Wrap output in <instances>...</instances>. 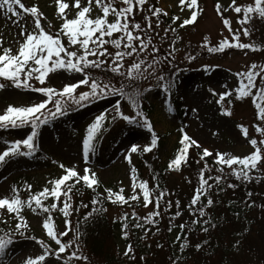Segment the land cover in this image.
<instances>
[{
    "label": "rangeland",
    "instance_id": "1",
    "mask_svg": "<svg viewBox=\"0 0 264 264\" xmlns=\"http://www.w3.org/2000/svg\"><path fill=\"white\" fill-rule=\"evenodd\" d=\"M22 2L26 6L37 5L39 7L43 13L41 24L46 31L55 33L60 28L62 21L57 15L55 0H22ZM85 2L86 0H82V5ZM115 2L116 6H123L121 0H115ZM217 2L218 0H198L200 11L197 20L183 27H180L182 21L189 18L192 10L186 6H181L179 0H147L142 9L134 8L133 16L130 17V21L134 20L144 27L146 25L144 17L151 16L149 9L152 3H155L157 8L162 9L163 14L166 12L169 19L178 17L175 21L172 19L168 23L151 16L152 27L146 32V35L151 37L153 45L160 50L156 55H159L162 62L157 65V73L162 74L165 81H172L171 92L166 93L158 86V81L154 78L138 82L143 93L141 97L142 111L151 121L158 137L157 146L151 150L159 156L162 165H168L173 159L174 152L182 137L180 129H184L199 143V148L193 146L196 151L202 153L203 148L209 149L213 155L207 157L211 160L217 152L243 157L254 151L248 143L249 139L255 138L258 143L264 139L254 128L255 124L261 122L256 120L257 110L252 96L236 99L234 93L233 96L226 98L223 102L224 107L231 111V115L226 116L222 113L221 105L216 103L218 96H213L209 91L212 88L220 93L226 90L225 86L228 90L234 89L239 86V78L235 73L246 70V67L251 63L264 64V18L254 14L249 23L241 26L237 20L243 13L236 14L232 10L223 13V17L230 21L234 31H240L242 27L249 29L250 35L247 37L241 31L240 42L257 45L259 50L252 51L231 47L226 48L223 52L208 53L206 48L202 47L205 37L208 39L209 46L218 45L225 37L231 39V33L225 28L221 16L215 10ZM219 2L222 7H227L231 0H219ZM252 2L253 0H237V5H248ZM66 11L68 18H72L77 10L71 8L70 5V10ZM89 15L95 18L102 15V12L93 3ZM113 19L114 17L110 14L108 21L112 22ZM14 20V17H5L3 11L0 10V41H2V47H11L13 52L18 49L21 40L19 27L14 23ZM19 23L25 25L27 30H32L33 23L29 16L23 15ZM49 24H51L50 29L48 28ZM166 29L168 31H165ZM118 35V33H114L113 38ZM106 39L108 38L106 37ZM65 43H67L66 38ZM75 47L78 48V45ZM106 47L110 52L114 51L110 44ZM170 52L172 53L171 56L168 55ZM150 53L151 49L145 52L142 58L151 62ZM189 56L194 57V59H188ZM165 57L167 59H164ZM133 59L135 57H126L125 66ZM94 74L100 75L99 70H95ZM80 78L81 74L79 73L57 70L48 75L46 85L60 89L64 84L75 82ZM110 78L117 87L121 83H128L124 78H112L111 75L101 76V79L104 80ZM0 83L6 85L4 89H0V114H4L8 105L26 107L30 106L32 102L44 98L42 94L29 89H17L12 87L10 83L3 81ZM30 83L35 87L40 86L35 80L30 81ZM256 84L259 88L264 85V81L257 77ZM149 87L151 88L150 91H143ZM87 90V86L82 85L76 90V94ZM256 90H252L253 95H255ZM229 99L231 104L227 102ZM116 102L121 104V111L125 115L135 116V111L126 100L119 96H109L95 100L83 107L72 105L64 116H58L48 124L42 125L36 143L38 150L46 154L50 160L35 162L27 156H17L8 160L6 164L0 165V198H12L14 195L11 191L12 187L16 185L21 187L24 182H29L34 189L39 191H42L44 187L50 188L51 185L48 182L61 176L64 169L60 165L63 164L66 168L75 167L81 175L84 174L85 168L95 172L103 184L101 194L105 199H107L105 189L118 192V189L123 188L127 197L132 194L131 177L134 168L136 170V193L139 195L140 202L144 204L138 185L140 181H147L148 184L149 178L145 170L143 172L139 170L138 162L139 155L143 152V146L151 142V133L139 124H129L119 116L113 119ZM169 106H171V111H169ZM48 107L51 108L52 104H49ZM101 112H105L106 119L92 142L94 150L90 151L85 158L83 140L87 135V126ZM238 125L247 128V137L242 134L237 127ZM261 126H264V123H261ZM30 130L29 126L0 129V149H3L5 141L11 143L15 139L25 138L27 134H30ZM133 144L140 147L136 152L130 153L129 149ZM262 152H264V146H262ZM126 156L130 157L131 163L125 159ZM260 168L264 172V160L260 162ZM208 169L210 167L206 170ZM190 178L189 174L184 171L174 173L173 177L180 184ZM72 200H74V196H72ZM113 204L116 205V203ZM153 206L149 203L145 207L144 204L141 209L134 210L133 213L136 216L148 215L153 211ZM106 210L108 220L119 218L125 211L132 213L131 210L112 205ZM259 210L263 215L264 205ZM25 215L31 236L19 238L7 250L4 264H23L27 256L35 257L42 254L43 249L32 239L33 236L44 240L53 249L58 247L47 237L46 231L42 228L44 215L34 214L31 211H27ZM255 215H257V210ZM14 216V213L6 215L4 210L0 209V217L7 220V224H10L13 229L16 223ZM57 221V231H63L65 229V217L58 215ZM259 228L256 221L253 231L244 239L245 247L242 246L240 250L232 253L228 264H264V237L261 240L264 232L257 233ZM69 233L70 231L67 235ZM147 240L152 244L157 243L156 237ZM124 242L121 236L116 237V239L107 236L104 238L105 255L100 258L96 255L92 256V250L89 246H84L81 251L73 246L68 248L66 253H62L64 260L56 261L54 257L50 256L42 264H69L67 254L74 250L79 255L87 256L88 260L71 261L70 264H103L107 261L106 256L114 257V259L128 256V253L125 254L128 246ZM158 248L151 249V253L156 259L155 264H169L164 257V247ZM213 260L216 263L214 257ZM120 261H116L115 264H128L123 262L124 260L120 259ZM151 264L153 263L151 262Z\"/></svg>",
    "mask_w": 264,
    "mask_h": 264
},
{
    "label": "snow or ice",
    "instance_id": "2",
    "mask_svg": "<svg viewBox=\"0 0 264 264\" xmlns=\"http://www.w3.org/2000/svg\"><path fill=\"white\" fill-rule=\"evenodd\" d=\"M123 6H116L115 0H86L82 5V0H55L56 12L62 21L60 28L52 33L46 31L42 26L41 20L43 13L39 10L37 5L26 6L22 0H0V10L3 11L5 17H14V23L19 27V41L18 49L13 52L11 47H2V41H0V78L5 81H9L10 85L14 88L29 89L33 92L40 93L44 97L38 101L32 102L30 106H12L8 105L4 114H0V129L11 128H23L25 126L30 127V134H27L25 138L15 139L11 143L4 142L3 149H0V165L6 164L9 159L17 156H31L36 151L37 138L39 136V129L42 125L48 124L51 120L56 119L58 116H64L72 105L83 107L86 104H90L95 100L107 98L109 96H119L128 102L131 108L135 111V116L125 115L121 111V104L116 102L114 104L115 115L121 117L129 124H139L141 127L147 129L151 133V142L148 145L143 146V151H150L157 146L158 137L153 129L152 123L149 118L143 113L141 108L142 91L140 90L139 81L148 80L154 78L158 81V86L161 87L166 93L171 92L172 81H165L162 74L157 73V65L162 61L159 55H156L160 50L152 43L150 36L146 35L147 30L151 29V16L159 17L162 12L160 8H150L149 12L151 16H145L146 25L141 26L140 23L134 20L130 21V17L133 16L134 8L142 9L147 0H121ZM93 3L95 7L100 9L102 15H98L92 18L89 13L92 11ZM181 6H186L191 9L189 18L184 19L180 25H188L197 20L199 7L198 0H179ZM75 8V12L72 18H68V12ZM215 10L223 20L225 28L231 33V39L225 37L218 45L209 46L207 37H205L202 47L206 48L208 53L223 52L226 48H239L250 49L252 51L259 50V46L240 42L241 31L244 36H249V29L242 27L240 31H234L231 27L230 21L223 17V13L232 10L236 14L243 13L238 17L237 23L241 26L249 23L253 15H258L260 18H264V0H253L248 5H237V0H231V3L227 7H222L221 3L217 2ZM114 17L112 22L108 21L109 15ZM23 15H27L31 18L33 27L32 30H27L25 25L20 24L19 21ZM164 15H167L164 12ZM173 21L178 17H173ZM158 26V25H157ZM51 28V24L48 25ZM165 31H168L166 29ZM175 31V29H172ZM119 35L113 38V34ZM106 37L108 39H106ZM65 38L67 43H65ZM111 45L114 51L110 52L106 45ZM78 45V48L75 46ZM73 49V50H70ZM151 49V62H148L143 57V54ZM174 51V49H173ZM169 56L172 55L170 52ZM135 57L127 66H125V58ZM164 59H167L165 57ZM188 59H194L189 56ZM57 70H64L68 73H79L81 78L75 82L64 84L60 89L54 86H47L46 79L50 73H54ZM95 70H99L100 75L94 74ZM112 78L120 77L128 81L127 84L121 83L119 87L112 83V79H101V76H109ZM239 78V86L228 90L225 86V91L217 93L214 89L210 88L209 91L213 96H218L216 103L221 105L222 113L226 116L231 115V111L224 107L223 102L226 98L233 96L235 93L236 99H243L248 96L253 97V103L256 108V120L264 123V85L257 88V77L264 81V64L251 63L246 67V70L235 73ZM38 81L39 87H35L30 81ZM87 86V91L79 92L76 94V90L80 86ZM6 87L5 83H0V89ZM257 89L255 95L252 90ZM151 88H146L143 91H150ZM231 104V100L227 101ZM52 104L49 108L48 105ZM169 106V111H171ZM139 118V119H137ZM106 119L105 112L98 114L92 123L87 126V135L83 140V154L87 158L90 151L94 150L93 140L102 128L103 122ZM261 123L255 124L254 128L261 137H264V126ZM242 134L247 137L248 130L243 125L237 126ZM182 138L180 144L183 146L174 159L170 160L168 168L171 170L175 168L179 170L182 162H186L188 148L190 146L200 147L199 143L193 139L184 129H180ZM248 143L252 146L254 151L243 157L232 155L224 152H217L213 156L214 162L218 165L219 171L224 172V167L231 169L232 175L237 179H250L249 173L256 170L258 164L264 160V152H262V146H264V139H261L258 143L257 139L251 138ZM138 145H131L129 152L134 153L138 149ZM213 155L209 149L203 148L201 159L207 156ZM126 160L131 163L130 157L126 156ZM235 165V167H233ZM64 169V174L59 178H55L48 183L51 187H44L42 191L29 195L27 200L19 198V189L13 186L11 191L14 193L12 198L3 197L0 198V209L4 210L5 214H15L13 217L16 220L14 225V231L21 236L24 232L21 229H28L29 225L26 218L22 215V210L25 206L31 209L33 213H36L39 209L46 214V217L42 221V228L46 231V235L51 241L58 247L53 249L48 243L42 239H38L35 236L33 240L43 249L42 254L35 257L27 256L23 264H42L46 261V258L52 256L56 261L64 260L61 256L62 253H66V250L70 247L78 249L79 244V232L76 233L74 240L67 242L62 241V237L68 234L70 231L71 221L68 219L70 216V210L72 209V185L66 182L72 181L74 184H78L83 181V184L88 188H93L99 185V180L96 177L95 172L85 168L84 174L81 175L75 167L66 168L63 164L60 165ZM204 168L207 169L208 165L205 163ZM136 170L132 169V194L128 197L123 195V188L118 192H113L112 189H105L107 193V199L112 203L126 204L129 200H138L139 195L136 193ZM222 175H218L215 178L209 176L204 178V170L199 173L200 187L195 190L194 196L190 202V206L194 209L200 217L205 216V208H196L198 201L202 196L207 195V189L211 188L209 180L214 179L216 184H219ZM139 189L142 193L145 207L152 201L150 200L151 189H149L147 181L139 182ZM31 185H27L29 192L31 191ZM229 187H235V185H229ZM63 196L62 207H59V211L65 217V229L63 231H57L53 221L52 213L57 210L58 204L56 201H60ZM163 196V192L156 197V209L150 212L143 219L149 223H155L153 217L160 215L159 199ZM49 197L53 198L51 204L43 203ZM114 197V199H113ZM99 203L98 200L93 199L92 204ZM213 201L211 198L207 199L206 206H211ZM88 207V205H83ZM170 206V205H169ZM180 213L177 212L176 215ZM135 218L136 214H132ZM122 220L128 219V214L121 218ZM198 221H194L196 223ZM0 223L7 224V220L0 221ZM207 223V221H205ZM136 227H142L140 224H136ZM126 228L127 225L125 224ZM183 229L185 226L180 225ZM203 231L207 232L208 229L204 228ZM127 236V232L124 233ZM177 239H180L178 236ZM13 243V237L9 233H5L0 236V264H4V256L7 254L8 248ZM183 247V245H181ZM199 249L200 245L196 246ZM132 251L131 245L128 246L126 255ZM67 260L70 264L71 261H87L88 257L79 255L77 251H72L67 254Z\"/></svg>",
    "mask_w": 264,
    "mask_h": 264
},
{
    "label": "trees",
    "instance_id": "3",
    "mask_svg": "<svg viewBox=\"0 0 264 264\" xmlns=\"http://www.w3.org/2000/svg\"><path fill=\"white\" fill-rule=\"evenodd\" d=\"M150 8H157V5L152 3ZM158 18L168 23L172 20L162 12ZM0 81L10 83L3 78H0ZM182 147L179 142L173 159ZM201 154L190 146L186 162L181 163L179 170L175 168L170 170L168 165L161 164L159 156L153 150L140 153L138 168L141 172L145 170L149 178L148 187L151 189L150 200L152 201L150 204L154 205L153 211L157 210L155 207L156 197L163 192V196L159 199L158 211L160 215L153 217L154 224L140 219L147 215L133 218V211L144 206L140 199L114 205L108 199L103 198L101 194L103 184L98 176L96 177L99 180V185L91 189L85 186L83 181L78 184H74L72 181L66 182L72 185L73 190L70 195L74 196V200H71L72 209L68 217L71 221V230L69 235L62 237V241L74 240L76 233L79 232L78 250L81 251L84 246H89L92 256L96 255L99 258L105 255L104 238L107 236L115 239L121 236L126 246L131 245L132 251L128 252L127 257L114 259V257L106 256L107 261L103 264H115L116 261L121 262L120 259L128 264H151V262L155 264L156 259L151 253V249L154 247L156 249L164 247V257L169 264H228L231 259L230 255L240 250L242 246L245 247L244 239L253 231L256 221L260 227L257 233L264 232V214L262 215L259 210L264 205V172L259 163L257 169L249 173L250 179H237L226 167L221 173L213 160L208 157L201 159ZM27 157L35 162L50 160L46 154L39 150ZM205 163L210 169L204 168ZM202 169L205 179L209 176L215 178L218 175H222L223 178L219 184H216L214 179L208 181L211 188L207 189V195L202 196L195 206L196 208L202 206L205 208V216L200 217L190 206V202L195 190L200 187L199 173ZM181 171L188 173L191 177L186 179L183 184L177 183L173 179L174 173ZM63 174L64 171L61 176ZM27 185L29 182H24L21 187L16 185L19 189V198L22 200H27L29 195L39 192L33 187L29 192ZM229 185H235V187H229ZM122 194L125 195L124 191ZM208 198L213 201L211 206H206ZM63 199L62 196L60 201H56L58 208L52 213L56 230L58 228L57 217L62 215L59 207H62ZM93 199L98 200L99 203L93 205ZM52 202V197L43 201L45 204ZM85 204L88 207H84ZM110 205L120 206L122 209L131 210L132 213L125 211L119 218L108 220L106 209ZM256 210L257 215H255ZM27 211H31V209L25 206L22 210V215L25 218ZM177 212L180 214L176 215ZM125 213L128 214V219L122 220ZM34 214L46 217V214L39 209ZM3 220L0 217V221ZM194 221L198 222L194 223ZM136 224H140L142 227H136ZM180 225L185 227L182 229ZM204 228H207L208 231H203ZM21 231L24 232L23 236L15 232L10 224L0 223V236L9 233L13 237L12 245L21 237L31 236L29 227L21 229ZM125 232H127V236H125ZM178 236L180 239H177ZM153 237H156L157 243L152 244L147 240ZM263 237L261 236V240ZM197 245H200L199 249H197ZM73 246L75 247V245ZM213 257L216 259V263L213 262Z\"/></svg>",
    "mask_w": 264,
    "mask_h": 264
}]
</instances>
